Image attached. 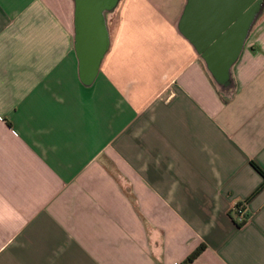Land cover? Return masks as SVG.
I'll use <instances>...</instances> for the list:
<instances>
[{"label":"crops","instance_id":"crops-1","mask_svg":"<svg viewBox=\"0 0 264 264\" xmlns=\"http://www.w3.org/2000/svg\"><path fill=\"white\" fill-rule=\"evenodd\" d=\"M188 2L0 0V264H264V1L228 86Z\"/></svg>","mask_w":264,"mask_h":264},{"label":"water","instance_id":"water-1","mask_svg":"<svg viewBox=\"0 0 264 264\" xmlns=\"http://www.w3.org/2000/svg\"><path fill=\"white\" fill-rule=\"evenodd\" d=\"M96 1L97 0H93ZM264 0H251V24ZM118 0H111L114 8ZM247 0H189L180 23V31L205 60L212 76L224 86L229 84L233 63L239 58L247 37L241 25V10ZM96 60V58H95Z\"/></svg>","mask_w":264,"mask_h":264},{"label":"trees","instance_id":"trees-1","mask_svg":"<svg viewBox=\"0 0 264 264\" xmlns=\"http://www.w3.org/2000/svg\"><path fill=\"white\" fill-rule=\"evenodd\" d=\"M258 170H260L262 173H264L259 166H256ZM242 213H245L243 214L244 217L247 219L249 217V212L247 211L246 207H245V204L244 203H237L233 206V210H232V216L235 218V220H238L240 214ZM245 219V220H246ZM244 221H239V224L240 225H243L244 224ZM206 249V246L205 244L201 243L197 249H195V251L191 254V256L189 258H186L181 264H191L195 259L198 258V256L204 252Z\"/></svg>","mask_w":264,"mask_h":264},{"label":"built area","instance_id":"built-area-1","mask_svg":"<svg viewBox=\"0 0 264 264\" xmlns=\"http://www.w3.org/2000/svg\"><path fill=\"white\" fill-rule=\"evenodd\" d=\"M243 214H245V213L240 214V216L238 218L239 221H244L246 219ZM247 220H248V218L245 220L244 223H246ZM175 264H177V263H175Z\"/></svg>","mask_w":264,"mask_h":264}]
</instances>
